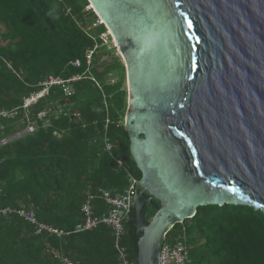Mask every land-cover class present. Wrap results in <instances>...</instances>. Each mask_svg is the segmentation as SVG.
Segmentation results:
<instances>
[{
	"label": "trees",
	"instance_id": "trees-1",
	"mask_svg": "<svg viewBox=\"0 0 264 264\" xmlns=\"http://www.w3.org/2000/svg\"><path fill=\"white\" fill-rule=\"evenodd\" d=\"M88 6V0H0V110L19 107L13 118H0V207L32 206L38 221L68 231L60 238L36 234L21 217L2 216L0 264H60L46 246L76 264H121L111 226L73 231L83 220L87 194L98 188L116 194L130 177L141 176L123 124L124 65L115 46L104 43L106 27L95 24L98 17ZM92 49L88 66L85 53ZM76 59L79 66L73 65ZM75 74L82 77L71 84L74 102L63 104L60 87L53 86L26 111L20 109L48 75ZM28 126L32 131L11 138ZM105 135L109 153L103 150ZM159 207L152 198L145 222ZM92 209L99 214L107 207L95 199ZM133 217L130 209L118 244L137 264ZM176 236L187 247L189 264H264V211L253 205H199L169 229L162 244Z\"/></svg>",
	"mask_w": 264,
	"mask_h": 264
},
{
	"label": "water",
	"instance_id": "water-1",
	"mask_svg": "<svg viewBox=\"0 0 264 264\" xmlns=\"http://www.w3.org/2000/svg\"><path fill=\"white\" fill-rule=\"evenodd\" d=\"M88 2L124 62L137 264L199 205L264 211V0Z\"/></svg>",
	"mask_w": 264,
	"mask_h": 264
},
{
	"label": "built area",
	"instance_id": "built-area-1",
	"mask_svg": "<svg viewBox=\"0 0 264 264\" xmlns=\"http://www.w3.org/2000/svg\"><path fill=\"white\" fill-rule=\"evenodd\" d=\"M102 35L103 34H101V38L104 41V37ZM108 36L109 34H107V37ZM95 47L96 45H94V48ZM92 53L93 49L87 50L85 53V63L88 66L91 62ZM7 65L10 67L9 63H7ZM73 65L79 66L80 61L77 59L74 60ZM81 77V74H75L68 78L48 75L46 78L42 79L38 83V85L40 86L38 90L31 92L22 99L20 109H24L26 111L27 108L36 103L40 98L47 96L53 86L60 87L64 98L72 97L74 91L71 87V84L79 80ZM18 109L19 107L12 109H1L0 118H13L17 114ZM43 115L44 112H40L37 116L42 117ZM75 115L77 116L78 114ZM108 122L109 119L107 117L105 119V125ZM26 129L27 132H30L33 128L31 126H28ZM111 146L112 145L110 141L105 136L103 142V149L107 153H109L111 151ZM115 161L118 165H122V160L120 158H115ZM136 183L137 181L133 177H130L127 186L119 193L112 194L106 189L98 188L96 191L87 194L80 208L83 215V220L81 222L76 223L73 228V231L79 232L91 230L100 223H104L111 226L115 238L114 247L119 253L121 264H134L127 258L124 248L119 246L118 241L123 231V222L124 220H126L131 209L132 197L136 194ZM95 199H101L106 204L107 209L104 212H101L99 214L94 213L92 209V202ZM11 214L17 215L18 217H21L23 220L30 223L33 226L34 232L36 234L46 232L49 234H53L57 238H60L68 232L64 229L57 228L41 221H38L32 206H26L24 204H21L17 207H0V217ZM166 234L164 235V237H166ZM45 250L47 252H50L60 264H76V262L71 261L68 257L58 253L49 246H46ZM189 263L190 261L188 259V250L184 241L180 239V236H176V238H174L173 240L166 241L161 245L159 252V264Z\"/></svg>",
	"mask_w": 264,
	"mask_h": 264
},
{
	"label": "rangeland",
	"instance_id": "rangeland-1",
	"mask_svg": "<svg viewBox=\"0 0 264 264\" xmlns=\"http://www.w3.org/2000/svg\"><path fill=\"white\" fill-rule=\"evenodd\" d=\"M101 20H96V22H95V24H98L99 22H100ZM106 34V35H105ZM107 34H108V30H106V32L105 33H103V37H104V43H106L107 45H108V47L109 46H115V54H119V56H120V53L118 52V50L116 49V45H115V42H114V40L111 38V37H107ZM120 58H121V56H120ZM121 61H122V63H123V65H124V62H123V60H122V58H121ZM124 87H125V89H126V100H128V84H127V81H126V79H125V81H124ZM127 108H128V104H127ZM27 130V129H26ZM20 131L19 133H17V134H15L14 136H12L11 138H16V137H18V136H20V135H22V134H24L25 132H27V131ZM170 238L168 237V240H169Z\"/></svg>",
	"mask_w": 264,
	"mask_h": 264
},
{
	"label": "flooded vegetation",
	"instance_id": "flooded-vegetation-1",
	"mask_svg": "<svg viewBox=\"0 0 264 264\" xmlns=\"http://www.w3.org/2000/svg\"><path fill=\"white\" fill-rule=\"evenodd\" d=\"M140 192V189H137L136 190V195L138 194ZM142 193L147 197L148 196V193L146 192V191H142ZM152 198H150L146 203H145V205H144V207H143V212H144V215H145V211H146V205H148V203L150 202V200H151ZM132 223H133V220H132Z\"/></svg>",
	"mask_w": 264,
	"mask_h": 264
},
{
	"label": "crops",
	"instance_id": "crops-1",
	"mask_svg": "<svg viewBox=\"0 0 264 264\" xmlns=\"http://www.w3.org/2000/svg\"><path fill=\"white\" fill-rule=\"evenodd\" d=\"M65 99H67V98H64V100H65ZM64 100H63V104H64ZM24 130H26V128H25ZM24 130H23V131H24ZM105 136H106V135H105ZM105 136H103V137H105ZM106 137L108 138V136H106ZM108 140H109V139H108ZM103 142H104V138H103ZM103 150H104V149H103Z\"/></svg>",
	"mask_w": 264,
	"mask_h": 264
},
{
	"label": "bare ground",
	"instance_id": "bare-ground-1",
	"mask_svg": "<svg viewBox=\"0 0 264 264\" xmlns=\"http://www.w3.org/2000/svg\"><path fill=\"white\" fill-rule=\"evenodd\" d=\"M9 139V138H8ZM7 140V139H6ZM6 140L2 141L1 143L5 142Z\"/></svg>",
	"mask_w": 264,
	"mask_h": 264
}]
</instances>
